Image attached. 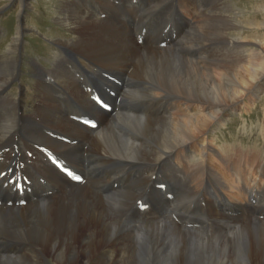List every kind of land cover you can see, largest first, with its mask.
Segmentation results:
<instances>
[{"label": "bare ground", "instance_id": "6f19581e", "mask_svg": "<svg viewBox=\"0 0 264 264\" xmlns=\"http://www.w3.org/2000/svg\"><path fill=\"white\" fill-rule=\"evenodd\" d=\"M92 1L65 0L58 11L57 21L72 30L74 39L56 41L60 50H51L60 59L52 67L33 66L37 95L28 113L23 105L29 85L13 87L23 77L18 59L22 39L31 29L25 21L17 23L8 52L0 53V173L10 159L15 185H20L22 174L31 181L28 186L22 184L29 193L19 196L15 192L26 205L14 206V200L0 206V246L6 251L0 248V264H43L48 259L54 264H77L79 259L82 264H264V221L248 216L233 221L225 211L212 208L202 210L201 218L196 215L200 223L210 222L203 231L204 226L195 230L176 225L167 212L168 206L185 211L198 187L226 176L221 170L224 165L233 175L231 188L223 191L235 204L247 193L244 187L264 192L248 184L245 173L252 167L233 159L238 154V160L257 167L253 172L264 176V146H218L226 157L221 160L210 136L226 112H235L239 104L242 111L250 109L249 91L258 88L250 84L263 73L256 59L258 44L246 48V40L228 37V31L237 29L238 11L229 0H140L136 16L141 22L156 20L157 28L160 21L165 26L173 19L171 28L179 30L173 43L160 49L152 45L170 37L163 29L140 47L134 30L94 17L89 11ZM20 4L22 9L29 6L26 0ZM106 7L112 18L114 6ZM167 18L172 19L165 22ZM259 59L264 61V54ZM76 67L95 78L115 74L126 80V89L117 90L118 113L113 117L94 113L101 124L94 134L64 116L76 107L88 113L93 110L73 76ZM59 98L66 102L64 110ZM46 128L76 143L68 147L54 142L45 134ZM25 140L52 148L69 164L86 170L91 179L47 196L45 190L52 185H37L26 167L23 145L18 143L26 145ZM5 154L9 155L6 159ZM83 155L89 160L86 167ZM126 166L129 172L120 174ZM156 168L168 177L176 171L184 176V180L173 178L178 198L168 204L152 194L154 211L141 212L135 200L149 179L145 173ZM131 173L140 179H132ZM114 178L119 190L101 196V186ZM216 185L212 181L210 187L216 189Z\"/></svg>", "mask_w": 264, "mask_h": 264}, {"label": "rangeland", "instance_id": "374dc122", "mask_svg": "<svg viewBox=\"0 0 264 264\" xmlns=\"http://www.w3.org/2000/svg\"><path fill=\"white\" fill-rule=\"evenodd\" d=\"M21 0H0V19H4L3 21H0V53L8 52V44L11 43L12 37L16 33V26L17 23L20 21H25V23L30 26V30H26L25 38H33V36H30L32 34L35 35L34 32H31L33 28H39L40 30L44 29V32L52 37H50V41L53 42L54 47L51 46H41L38 43H34V46L37 49L38 54L41 56L39 57V61L33 58L34 49L30 48V53H25V48L23 46L24 37L21 42V46L23 47V52L21 51V59L19 58V64L21 65V70L24 73L22 79L25 80V83H29V91L25 95V99L27 104L23 105L25 108L23 110L29 112L31 104L35 103V97L37 95L36 89L34 86V83L36 82V79L34 78V74L32 72L33 66L35 64L39 65H45V67L50 68L53 66L54 62L58 59H60L55 52H53L51 49L60 50V47L58 46V43L56 41H65L67 39H74V34L72 30L67 26H62L59 24L58 19V11L61 9L63 3L65 0H26V3L29 5L25 9H22ZM67 1V0H66ZM95 1V0H94ZM194 1V0H189ZM229 5L232 9L238 11V22H237V29H232L228 31V37L229 38H236L240 37L241 39L246 40V48H252L251 43H257L258 44V55L256 56V59L258 61V64L260 68H262V72L258 79L256 81L251 82L252 84H258V88L252 93L251 90L249 91L250 99L253 100L252 105H254V100H256V96L259 93H263L264 91V61H261L259 59L260 54H264V0H229ZM31 15L29 16L28 13ZM20 16V17H19ZM22 18V19H21ZM64 28L65 31L58 30L61 28ZM70 29V30H69ZM41 33V31H37ZM32 33V34H31ZM35 39V38H34ZM36 40V39H35ZM47 43V42H44ZM27 47L30 45L28 43L25 44ZM43 49V53H42ZM49 50L50 55V63L46 61L48 59L47 55L45 54V50ZM208 49V48H206ZM72 50V49H71ZM73 52L77 53V50H72ZM224 53H226V50H223ZM26 54L25 59L30 60L31 66L28 63H23V69H22V57ZM44 54V55H43ZM95 54V53H94ZM96 55V54H95ZM43 56V58H42ZM96 56H99L98 54ZM95 56V58H96ZM61 57V56H60ZM89 59L91 62L93 61V58L91 57H85ZM55 59V60H53ZM96 63V62H95ZM41 65V66H42ZM49 65V66H46ZM103 67H106L105 65H102ZM44 67V66H42ZM29 81V82H28ZM24 83V82H23ZM21 85H24L22 83H19ZM255 84V85H256ZM15 87V84L14 86ZM254 87V85L252 86ZM15 91V90H13ZM264 95V93H263ZM262 96L257 100V104L253 106L251 109H248L246 111L241 110V104L237 107L235 112H226L225 116L222 120V125L217 127H212V130H210V136L211 139H213V143H215L218 146L223 145H233L237 144V146H241L242 148L249 149L252 148V144L256 147L260 148L261 146H264V139L261 138V122H263L264 113H263V107L264 102L262 103ZM29 107V108H28ZM228 113H231L228 116ZM241 114V115H240ZM226 120V121H225ZM245 124V125H243ZM259 131V132H258ZM258 138V141L256 140ZM223 154V153H222ZM238 154L234 156V161L243 163L244 160H238L237 157ZM224 159L226 160L225 155H223ZM236 158V160H235ZM225 172L226 166H223ZM227 173V172H226ZM231 179V178H230ZM235 179V178H234ZM3 253H5V249H3L0 246ZM0 250V252H2ZM43 264H54L51 262L50 259L46 263ZM62 264V263H58ZM77 264H82V260L79 259L77 261Z\"/></svg>", "mask_w": 264, "mask_h": 264}]
</instances>
